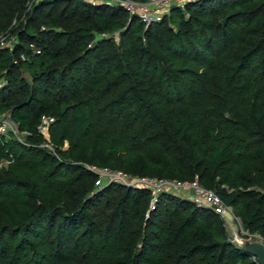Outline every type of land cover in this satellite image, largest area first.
Returning <instances> with one entry per match:
<instances>
[{
	"label": "trees",
	"instance_id": "16d2710c",
	"mask_svg": "<svg viewBox=\"0 0 264 264\" xmlns=\"http://www.w3.org/2000/svg\"><path fill=\"white\" fill-rule=\"evenodd\" d=\"M27 2L0 0V34L17 36L0 47V113L24 133L0 134V264H260L212 208L99 187L91 167L197 178L264 240V0L149 24L100 0Z\"/></svg>",
	"mask_w": 264,
	"mask_h": 264
},
{
	"label": "built area",
	"instance_id": "2783aa9c",
	"mask_svg": "<svg viewBox=\"0 0 264 264\" xmlns=\"http://www.w3.org/2000/svg\"><path fill=\"white\" fill-rule=\"evenodd\" d=\"M96 2L97 0H91ZM110 5H120L126 9L130 15H137L143 22L149 24L152 21L160 20L166 13H168L173 6H179L184 8L185 4L190 1L196 0H148L146 2H139L135 0H100ZM13 25H17V19L14 20ZM12 31V30H11ZM11 31H7L0 34V47L8 48L12 50L17 42V36ZM31 48L35 50V46L31 45ZM22 58L25 55L22 54ZM6 84L4 78L0 79V88ZM53 121V118L44 116L42 122L39 126V131L44 135L46 142L43 147L54 151V146L50 140L49 126ZM0 134L6 137H16L19 141H22L21 137L24 133L19 131L16 123L11 119L10 114L0 113ZM5 163H0L2 166ZM92 170L99 173V180H101V172H106L110 174L109 179L111 182H120L128 186H142L150 189L152 191L153 197H156L159 193L163 191H170L172 193L185 196L192 201L198 203L199 205H204L212 208L220 216H227L229 214V208L218 194L203 185H201L196 178L193 181H177L169 179H157L151 177H139L131 176L129 174L123 173L121 171H111L107 168L97 169L96 167H91ZM189 189V195L184 192ZM184 194V195H183Z\"/></svg>",
	"mask_w": 264,
	"mask_h": 264
},
{
	"label": "rangeland",
	"instance_id": "374dc122",
	"mask_svg": "<svg viewBox=\"0 0 264 264\" xmlns=\"http://www.w3.org/2000/svg\"><path fill=\"white\" fill-rule=\"evenodd\" d=\"M35 1L36 0H28V2H27L28 8H31V6L33 5V3ZM17 24H18V22H17ZM98 37H100V35H98ZM22 75L25 77L26 80H28L29 82H32V77H31V74L29 72L23 71ZM21 139L23 141L24 136H22ZM17 140H19V139H17ZM66 147H67V145H66ZM109 175L110 174H107L106 172H101L100 176H101L102 181L100 183H98L99 187H102V186L111 182V180L109 179V177H110ZM189 192H190L189 189H187L184 193L186 195H189ZM221 217L224 221L226 230H227L229 236L231 237L232 241L238 243L239 245L241 242H245L248 240L249 241L261 240L264 242L263 239H261L259 236H256V235H251L248 239L242 238V235H244L246 232L243 230V226H242L240 219L233 215L231 208H229V214L227 216H221Z\"/></svg>",
	"mask_w": 264,
	"mask_h": 264
},
{
	"label": "water",
	"instance_id": "95a60500",
	"mask_svg": "<svg viewBox=\"0 0 264 264\" xmlns=\"http://www.w3.org/2000/svg\"><path fill=\"white\" fill-rule=\"evenodd\" d=\"M240 246L245 250L246 252L253 255L255 258L258 259L260 264H264V242L261 240H255V241H245L241 242Z\"/></svg>",
	"mask_w": 264,
	"mask_h": 264
}]
</instances>
